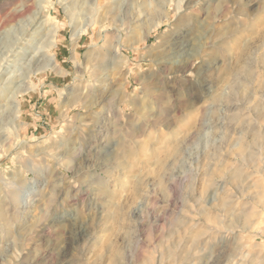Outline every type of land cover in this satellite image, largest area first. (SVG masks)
<instances>
[{"label": "rangeland", "instance_id": "374dc122", "mask_svg": "<svg viewBox=\"0 0 264 264\" xmlns=\"http://www.w3.org/2000/svg\"><path fill=\"white\" fill-rule=\"evenodd\" d=\"M98 1L0 0V264H264V0Z\"/></svg>", "mask_w": 264, "mask_h": 264}, {"label": "bare ground", "instance_id": "6f19581e", "mask_svg": "<svg viewBox=\"0 0 264 264\" xmlns=\"http://www.w3.org/2000/svg\"><path fill=\"white\" fill-rule=\"evenodd\" d=\"M93 1H96V0H93ZM98 1V0H97ZM99 2V1H98ZM38 19V18H37ZM38 22H40L41 24H44V26L43 27H45V25H46V28H47V26H49L48 24H49V22H48V20H45V17L44 16H40L39 17V20H38ZM37 22V23H38ZM41 26V25H40ZM152 27V26H151ZM150 27V28H151ZM154 27V26H153ZM40 28V27H39ZM149 28V29H150ZM37 30V29H36ZM28 31V30H27ZM26 31V32H27ZM33 31V30H32ZM31 31V32H32ZM35 31V30H34ZM150 31V30H149ZM22 33L23 35H27V33ZM37 32V31H36ZM35 32V33H36ZM39 32V31H38ZM46 32H47V30H46ZM28 33H29V31H28ZM189 33H190V31H189ZM22 34L20 35V36H22ZM33 34H34V32H33ZM25 35V36H26ZM187 35V34H186ZM191 36V35H190ZM24 37V36H23ZM22 37V38H23ZM29 37H30V35H29ZM18 39H22V38H19V37H17ZM16 38V39H17ZM25 38V37H24ZM181 38V37H180ZM180 38L178 39V40H180ZM188 38H189V40H184V38H183V40H184V42H180L179 43V45H177L176 47L174 46L173 48H171V49H169V52H167V53H169V57H177V56H180V57H182L183 59H184V62H183V64L181 63V62H179V65H180V63H181V65H183L184 66V68L185 67H191V66H193L192 65V55H193V53L194 54H196V51L195 52H193L195 49H194V47L196 48V45H194L195 44V42L194 41H197L196 39L194 40V38L192 39L191 37H189V34H188ZM191 38V39H190ZM187 39V38H186ZM26 40H28V39H26ZM29 40H30V38H29ZM194 40V41H193ZM14 41H15V39H14ZM14 41H13V43H14ZM176 41H177V39H176ZM175 41V42H176ZM182 41V40H181ZM18 42H20V40H17L16 41V44H17V46L19 45L18 44ZM23 42H24V40H23ZM30 42V41H29ZM174 42V41H173ZM12 42H11V44H13ZM21 44H22V41L20 42ZM178 43V42H177ZM15 43H14V45H10V47L9 48H11L12 46L13 47H15V45H16ZM172 44H174V43H172ZM23 45H26L25 43L23 44ZM22 45V46H23ZM176 45V44H175ZM198 46V45H197ZM19 47H21L20 45H19ZM19 47H18V49H19ZM26 47V46H25ZM169 48V47H168ZM22 49H24L25 50V48H23L22 47ZM6 51V50H5ZM9 51V50H8ZM7 51V52H8ZM22 51V50H21ZM10 52V51H9ZM19 53H20V51H19ZM5 55V54H4ZM13 56H15V55H13ZM167 56V55H166ZM197 57V56H196ZM10 58V57H9ZM181 58V59H182ZM4 59V58H3ZM13 59V58H12ZM168 59V58H167ZM3 61V60H2ZM11 61V60H10ZM7 62V61H6ZM9 62V61H8ZM3 63V62H2ZM10 63V62H9ZM166 64H167V62H165ZM177 64V63H176ZM178 65V64H177ZM183 66H181V67H183ZM180 67V66H179ZM181 67L180 68H178V69H181ZM183 69V68H182ZM188 69L189 68H187V71H188ZM186 70V69H185ZM179 71V70H178ZM15 96V95H14ZM16 98V97H15ZM9 100H10V98H9ZM11 101V100H10ZM12 101H14V100H12ZM15 102V101H14ZM18 105V104H17ZM17 109H18V107H17ZM17 112V111H16ZM7 186V185H6ZM5 186V187H6ZM5 191H8V190H4V192ZM8 197H9V199H12L11 201H13L14 200V196H12L11 194H9L8 195ZM15 201H16V199H15ZM14 202V201H13ZM6 217V214H5V212L3 211V210H1L0 211V221H2L3 223H4V225L5 226H10L9 225V221H8V219H7V217ZM3 225V224H2Z\"/></svg>", "mask_w": 264, "mask_h": 264}]
</instances>
